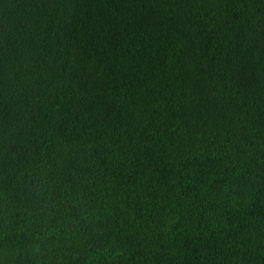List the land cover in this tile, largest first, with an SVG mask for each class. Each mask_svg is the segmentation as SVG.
<instances>
[{
    "label": "trees",
    "instance_id": "1",
    "mask_svg": "<svg viewBox=\"0 0 264 264\" xmlns=\"http://www.w3.org/2000/svg\"><path fill=\"white\" fill-rule=\"evenodd\" d=\"M0 264H264V0H0Z\"/></svg>",
    "mask_w": 264,
    "mask_h": 264
}]
</instances>
